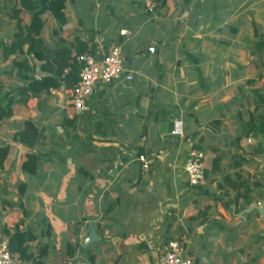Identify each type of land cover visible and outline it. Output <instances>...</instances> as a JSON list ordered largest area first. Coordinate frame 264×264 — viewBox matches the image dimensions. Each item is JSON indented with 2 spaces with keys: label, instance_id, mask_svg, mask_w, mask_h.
Instances as JSON below:
<instances>
[{
  "label": "crops",
  "instance_id": "obj_1",
  "mask_svg": "<svg viewBox=\"0 0 264 264\" xmlns=\"http://www.w3.org/2000/svg\"><path fill=\"white\" fill-rule=\"evenodd\" d=\"M15 7L0 0L8 45L28 23L10 22ZM43 19L51 50L121 47L133 80L98 85L81 114L63 86L0 123V241L31 233L44 264H160L174 240L195 264H264V133H250L264 122V0H67L62 28ZM11 61L0 55V82L18 88ZM26 122L33 148L15 140ZM194 151L207 169L195 188L183 171Z\"/></svg>",
  "mask_w": 264,
  "mask_h": 264
},
{
  "label": "trees",
  "instance_id": "obj_2",
  "mask_svg": "<svg viewBox=\"0 0 264 264\" xmlns=\"http://www.w3.org/2000/svg\"><path fill=\"white\" fill-rule=\"evenodd\" d=\"M66 1L19 0V7H15L11 14H8L10 22L20 25H22L21 18L24 17L22 14H25L28 23L24 26V30L15 32L10 45L0 40V55L5 59L12 60L13 69L11 72L21 82L18 88L0 82V123L14 116L15 106H28L32 100L39 99L41 95L63 86L69 90L70 94L79 82L81 64L78 62V57L91 53L87 51L86 46L83 43H78L76 46L70 47L61 39L56 49L51 50L41 38L45 26L43 17L46 14L49 13L61 28L65 25ZM25 48H27L26 52ZM27 57L31 59V63L28 62ZM35 63H40V72L43 75H38ZM255 121L253 117L250 133H253L255 129L258 133H264V122L262 128H259ZM25 127L24 132H19L15 140L28 148H33L38 139V130L31 122H26ZM0 153L1 167L6 159L7 150ZM22 170L29 175L36 173L37 156L35 154L27 155V162L24 163ZM21 187V191H23L25 187ZM11 232L14 233L11 234ZM6 235L9 238V249L18 262L32 261L33 264H44L42 260H36L33 254L34 235L21 232L19 227H14L12 231H6ZM45 254V252L41 253V259Z\"/></svg>",
  "mask_w": 264,
  "mask_h": 264
},
{
  "label": "built area",
  "instance_id": "obj_3",
  "mask_svg": "<svg viewBox=\"0 0 264 264\" xmlns=\"http://www.w3.org/2000/svg\"><path fill=\"white\" fill-rule=\"evenodd\" d=\"M149 11H154L156 3L147 5ZM150 52H154L151 49ZM81 64L80 80L70 92V105L75 113L81 114L86 109V102L93 94L98 85H109L125 76V59L122 56L121 47H114L103 55L86 53L78 57ZM126 81H132L131 75L124 77ZM184 122L177 119L173 122L171 136L174 139L183 137ZM142 161L144 159L142 158ZM187 183L190 187H198L205 181L206 166L205 155L194 151L190 154L188 161L183 167ZM0 264H17V260L9 249V241H0ZM160 264H195L194 261L185 256L184 247L179 240L170 241L161 256Z\"/></svg>",
  "mask_w": 264,
  "mask_h": 264
},
{
  "label": "water",
  "instance_id": "obj_4",
  "mask_svg": "<svg viewBox=\"0 0 264 264\" xmlns=\"http://www.w3.org/2000/svg\"><path fill=\"white\" fill-rule=\"evenodd\" d=\"M40 64V63H39ZM37 73H38V75H43V74H41V72H40V65H39V67H38V70H37ZM255 208V207H254ZM255 209H259V208H255ZM260 211H264V204H263V209H259Z\"/></svg>",
  "mask_w": 264,
  "mask_h": 264
}]
</instances>
